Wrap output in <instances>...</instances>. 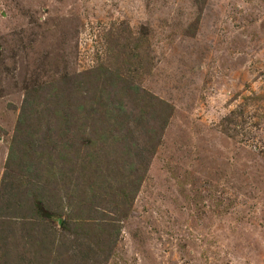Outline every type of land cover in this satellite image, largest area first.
Wrapping results in <instances>:
<instances>
[{
	"label": "rangeland",
	"instance_id": "rangeland-1",
	"mask_svg": "<svg viewBox=\"0 0 264 264\" xmlns=\"http://www.w3.org/2000/svg\"><path fill=\"white\" fill-rule=\"evenodd\" d=\"M109 77L136 137L157 124L140 95L174 111L132 203L98 140ZM26 98L50 203L120 221L108 264H264V0H0V182Z\"/></svg>",
	"mask_w": 264,
	"mask_h": 264
},
{
	"label": "trees",
	"instance_id": "trees-1",
	"mask_svg": "<svg viewBox=\"0 0 264 264\" xmlns=\"http://www.w3.org/2000/svg\"><path fill=\"white\" fill-rule=\"evenodd\" d=\"M106 84L105 94L99 95L95 108L113 120L114 128L101 133L98 140L112 147V144L119 143L117 150L123 160L119 173L131 179L119 198L123 199L122 202L132 199V203L145 181L157 145L161 144L174 111L166 100L152 94L140 95L144 107L153 108L150 118L157 124L148 123L145 132L136 137L133 135L134 127L122 114L125 111L122 98L130 86H121L113 77L107 78ZM134 90L130 95L139 94V88ZM33 108L34 104L26 98L0 182V264H108L118 244L122 228L120 221L93 219V209L86 217L77 214L78 202L70 192L66 203L69 211L63 205L65 196L59 197L62 207L58 205L59 201L50 203L51 199L46 194L48 183L41 178V174H47L46 169L38 168L43 153L31 145L33 135L25 128ZM234 114L232 112L223 119L226 123L224 132L229 137H234L238 131L236 125L239 123L235 122ZM232 123L234 127H231ZM20 137L25 139L23 143L19 142ZM20 145L27 152L26 158ZM86 196L88 199V194ZM55 210L61 215L58 218L59 229L56 222L52 223ZM63 212L65 218H62Z\"/></svg>",
	"mask_w": 264,
	"mask_h": 264
}]
</instances>
